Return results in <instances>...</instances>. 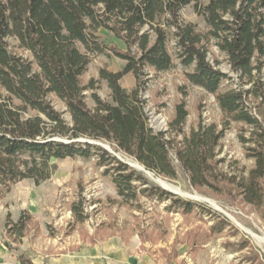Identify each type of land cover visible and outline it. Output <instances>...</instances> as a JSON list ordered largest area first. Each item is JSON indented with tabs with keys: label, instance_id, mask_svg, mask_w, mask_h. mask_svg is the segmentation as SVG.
Returning a JSON list of instances; mask_svg holds the SVG:
<instances>
[{
	"label": "trees",
	"instance_id": "obj_1",
	"mask_svg": "<svg viewBox=\"0 0 264 264\" xmlns=\"http://www.w3.org/2000/svg\"><path fill=\"white\" fill-rule=\"evenodd\" d=\"M190 5L204 19L206 32L183 20L181 12ZM101 29L124 50L107 46L97 35ZM212 45L225 55L237 79L218 69L217 58L211 62ZM106 52L125 66L116 73L101 69L99 80L84 86L92 56ZM176 60L190 85L215 97L220 124L200 121L186 133L189 113L182 102L167 131L150 126L142 97L148 70L167 72ZM129 74L136 79L131 90L121 85ZM99 81L107 83L112 103L95 92ZM87 91L94 108L86 103ZM51 97L66 111H58ZM233 124L242 125L240 142L255 163L247 177H232L220 168L225 163L218 158L222 141ZM90 141L108 143L145 171L176 179L179 168L195 189L232 187L244 203L262 207L264 0H0V201L19 182L39 186L48 181L57 169L53 161L95 158L125 203L143 196L171 201L169 208L184 215L211 212L152 185L144 173ZM72 211L79 216L77 207ZM219 218L213 229L221 231L230 223ZM32 221L26 211L18 220L7 215L3 239L8 250H18ZM18 261L34 264L25 253Z\"/></svg>",
	"mask_w": 264,
	"mask_h": 264
},
{
	"label": "rangeland",
	"instance_id": "obj_2",
	"mask_svg": "<svg viewBox=\"0 0 264 264\" xmlns=\"http://www.w3.org/2000/svg\"><path fill=\"white\" fill-rule=\"evenodd\" d=\"M181 16L186 23L196 25L200 32L207 31L204 19L195 12L193 5L184 8ZM97 35L107 46L124 50L123 44L106 30H99ZM210 49L211 62L217 58L218 69L237 79L225 55L214 45ZM124 66L125 62L111 52L93 55L82 84L98 81L101 69L116 73ZM148 73L150 78L142 97L150 126L155 131L168 130L175 108L182 102L189 113L186 133L196 128L200 121L221 123L222 114L215 97L190 85L178 60L167 72L157 75L148 70ZM121 85L131 90L136 86V79L129 74L122 79ZM96 87L97 95L112 103L107 83L99 81ZM85 94L88 107L94 108L92 92ZM51 99L58 111H66L58 99ZM64 118L70 121L67 113ZM241 129V124H233L226 132L218 157L225 160L220 168L238 178L247 177L255 164L240 142ZM90 142L107 148L121 162L144 173L152 185L163 189L157 182L161 179L173 186L179 198L202 204L211 212L196 210L184 215L181 210L169 208L171 201L160 202L143 196L138 201L125 203L117 194L111 174L106 173L95 158L57 160L53 161L57 169L48 181L39 186L32 180L19 182L0 201V264H19L18 257L23 253L37 264H48L50 259L62 254L89 257L96 241L114 238L122 242L128 256L150 258L156 264H264V204L260 208L247 205L232 187L222 192L195 189L179 168L176 179L137 169L134 165L139 163L115 151L108 143ZM74 206L79 211L77 217L72 211ZM23 211L33 217L25 238L29 243H22L18 250L10 251L3 239L6 218L11 214L18 220ZM81 215L86 218L84 222L78 221ZM220 216L230 223L221 231L213 229L221 220ZM43 229L47 231L45 237ZM49 239L55 240V245H48Z\"/></svg>",
	"mask_w": 264,
	"mask_h": 264
},
{
	"label": "crops",
	"instance_id": "obj_3",
	"mask_svg": "<svg viewBox=\"0 0 264 264\" xmlns=\"http://www.w3.org/2000/svg\"><path fill=\"white\" fill-rule=\"evenodd\" d=\"M42 236H47L46 229L42 230ZM25 238L22 242L23 245L29 243ZM54 241L53 239H49L48 245H55ZM123 247L124 245L122 242L118 241L117 238L105 242L96 241L92 246V256L74 258L62 254L61 256L50 259L48 264H156L155 261L150 258L128 256ZM33 262L37 264L34 259Z\"/></svg>",
	"mask_w": 264,
	"mask_h": 264
},
{
	"label": "bare ground",
	"instance_id": "obj_4",
	"mask_svg": "<svg viewBox=\"0 0 264 264\" xmlns=\"http://www.w3.org/2000/svg\"><path fill=\"white\" fill-rule=\"evenodd\" d=\"M137 169H141L142 167L140 165H134ZM162 187H165L167 189H170V190H173V186H171L170 184H168L167 182L161 180V179H158L157 181ZM174 191V190H173Z\"/></svg>",
	"mask_w": 264,
	"mask_h": 264
},
{
	"label": "water",
	"instance_id": "obj_5",
	"mask_svg": "<svg viewBox=\"0 0 264 264\" xmlns=\"http://www.w3.org/2000/svg\"><path fill=\"white\" fill-rule=\"evenodd\" d=\"M107 149V148H106ZM108 150V149H107ZM142 167V166H141ZM141 170H144L145 171V169L142 167L141 168ZM163 189L164 190H166V191H169V192H171V193H173V194H177L175 191H173V190H170V189H167V188H165V187H163Z\"/></svg>",
	"mask_w": 264,
	"mask_h": 264
}]
</instances>
